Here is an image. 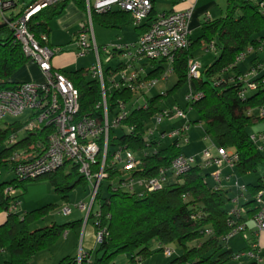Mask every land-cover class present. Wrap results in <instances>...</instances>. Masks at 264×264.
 I'll return each mask as SVG.
<instances>
[{"label": "trees", "instance_id": "1", "mask_svg": "<svg viewBox=\"0 0 264 264\" xmlns=\"http://www.w3.org/2000/svg\"><path fill=\"white\" fill-rule=\"evenodd\" d=\"M67 1L61 0L51 4L32 16L28 29L36 38H39L41 34L48 35L50 20L60 14ZM73 1L85 10L84 0ZM261 2L264 0L253 2L226 0L224 15L203 21L200 35L193 41L188 36L187 48L179 51L169 64V68L176 76L174 85L163 94L146 96L142 105L130 109L129 115L123 122L133 128L131 132L125 133L120 128L122 131L118 135H114V129L109 133L105 164L108 177L104 179L108 182L106 186L108 195L102 196L103 181L100 182L93 203V206L97 204L98 225L106 226L109 235L102 243L97 244L95 257L92 259L94 264H106L114 255L128 251H132L129 258L131 262L136 256H140L142 262L145 256L152 254V251L163 252V248H169L171 244L180 247L182 252L167 264H234L233 257L237 251L233 252L228 247L229 239L222 238L228 232L226 221L231 208L227 209L226 202L229 199L220 188L219 182H214L210 173L204 171V167L196 164L179 176L178 180L168 174V181L161 189L138 193L118 188L113 190V186L121 183L124 178L121 176L123 172L119 170V166L111 164V159L119 149L129 148L137 151L141 164L138 169L132 171L131 175L149 177L155 175L158 168L169 166L171 161L181 153L182 139H160L159 135L167 130H160L158 134L149 135L147 138L144 132L152 125L153 115L168 108L161 106L163 97L179 84L187 81L188 62L193 59L192 51L195 44H198L202 46V51L211 50L218 55L211 64L201 69L200 77L194 80L195 89L202 93V97L190 102V109H182H185L187 113L195 112V118L188 119L190 125L202 123L204 133L210 135L217 146L231 147L236 151L238 159L235 166L239 173L257 170L259 163L264 161V156L259 151L257 143L250 139L246 128L255 118L264 117L261 115V111L264 112V61L254 62V58L247 71L240 70L239 64L248 55H256L264 48H260V42L264 40V12L259 5ZM97 16L103 19L105 26H108L109 22H125L129 14L116 9L105 13H93L92 23ZM147 24L145 22L138 25L136 29L142 32ZM242 52L245 53L244 60L234 64L235 57ZM26 60L21 45L15 40L13 33L6 24H0V90L12 88L15 85L9 77ZM158 62H165V60ZM260 64H262L261 67H258ZM251 69L255 71L249 73ZM60 71L79 91L80 112L101 116L102 110L97 107L100 93L96 80L91 76L87 80L84 76L87 72L83 68ZM156 71L160 73L157 74ZM163 72V68L158 65L146 71V76L158 77ZM248 83L256 84V88L249 90ZM242 88L247 89L244 98L238 94ZM133 96L127 87L112 90L111 97L107 101L109 111L114 110L117 99L128 102L134 98ZM251 109H255L256 113L250 112ZM19 128L20 124L16 122L0 126V173L2 168L12 171L14 162H10L7 157L17 145L27 141L44 143L45 136L42 132L29 133L27 136L23 134L20 136V133H17V136L22 139L16 144L3 143L12 132H18ZM65 166L68 167L67 172L62 171ZM96 169L97 166H93L92 170L96 171ZM78 174L77 180L71 183L70 179ZM46 175L51 177L57 191L63 196L72 190L76 183L85 179L78 172L77 165L70 161H66L57 171ZM55 176L59 177L60 182L55 180ZM171 177L175 181L171 182L169 179ZM22 181L14 176V179L0 183V212L7 213L6 219L0 224V249L7 248L10 252V259L5 264L27 263L35 252L53 243L62 231L82 224V220H75L30 229L31 222L46 207L25 211L21 214L17 211L7 212L11 201L20 202L19 192L14 196H9L4 193V188L7 186L17 188L21 186ZM261 185V180L257 185H249V191L254 194ZM252 204L253 196L251 200L241 204L247 208L249 216L252 215ZM192 215L199 216L191 218ZM90 218H94L92 211L88 215V219ZM206 229H210L211 233L207 234ZM250 236L251 240L253 236L252 234ZM153 241L157 243L155 248H151ZM191 242L193 245L188 247L187 244ZM170 248L172 253L169 256L174 252V249ZM135 250L136 252H133ZM99 253H101L100 256H98ZM216 253L218 256L213 260L212 256ZM73 259L74 257H64L58 264H67ZM243 264H256V262L244 261Z\"/></svg>", "mask_w": 264, "mask_h": 264}, {"label": "built area", "instance_id": "2", "mask_svg": "<svg viewBox=\"0 0 264 264\" xmlns=\"http://www.w3.org/2000/svg\"><path fill=\"white\" fill-rule=\"evenodd\" d=\"M59 1L61 0H34L21 11L12 15L9 12L16 6L17 0H0V14L3 22L21 45L22 53L27 60L33 59V63L45 76L44 81L39 83L23 81L16 83L12 88L0 90V124H6L4 121L6 116L27 115L25 121L19 123L18 132H12L5 139L6 145H14L22 139L17 136V133L20 132L24 136L29 133L42 132L45 136L44 143L27 141L17 145L9 155L8 160L14 162L12 172L18 180L33 179L53 173L60 169L66 161L77 165L78 172L91 186L88 204L80 202L77 208L85 212V223L88 221L90 211L94 214V244L97 245L109 235L106 226L98 225L99 213L98 211L93 212L92 207L100 182L108 177L105 164L109 133L115 128H121L125 133L131 132L133 128L123 122L129 115L130 109L139 107L140 104L135 105L139 98L145 102V92L153 88L159 80H165L168 73L172 72L169 68L167 73L163 72L158 77L150 78L146 76L142 65L135 67L134 63L145 58L150 62L165 60L171 64L175 55L188 46L190 33L188 21L192 8L180 11L160 10L152 13L151 0H84L85 20L80 22L74 41L77 46V56L83 57L88 51L93 52V64L86 72L96 80L99 86L100 101L97 107H100L102 112L101 116L97 117L80 112L78 89L60 70L52 67L51 59L61 48L50 46L46 35L41 34L39 38H36L28 29V23L34 14ZM248 1L253 2L254 0ZM259 5L264 12V2ZM113 9L127 12L134 26L148 23L146 29L140 32L135 43L96 44L92 28V14L105 13ZM260 43V48L264 47V40ZM101 55L104 57L103 61ZM116 55L124 59L119 63L118 69L108 70V67L104 69L103 64L110 62ZM244 58L245 53L238 54L234 64L243 61ZM254 71L251 69L249 73ZM200 75V63L194 59L189 60L187 67L189 84ZM121 87L129 88L134 98L128 102L117 99L114 110L109 111L107 101L111 97V91ZM247 88L254 90L256 84L248 83ZM246 93L247 89L245 88L238 92L241 98H244ZM201 97L202 93L190 85L189 92L184 96L186 108L190 109L189 103ZM143 107H145L144 104ZM261 115H264V112L261 111ZM110 117H112L111 120ZM177 117L184 119V123L178 128L165 131L159 137L169 140L179 138L186 141L190 122L187 119L186 110L177 106L156 112L152 117V125L144 132L145 138L152 134H158L160 130L157 125L163 120H172ZM250 139L255 143L259 141L264 143V133L250 135ZM237 159L238 155L234 149L228 150L213 144L196 155L179 153L169 166L158 168L153 176L142 177L131 175L132 171L138 169L141 164L138 152L129 148L119 149L114 153L111 164L119 166V170L123 172L121 176L124 180L113 186V190L118 188L138 193L159 190L167 183L168 174L178 180L179 176L196 164H200L204 168L214 166L215 169L209 175L214 182L218 183L221 166L223 164L234 166ZM93 166H97L96 171L92 170ZM261 183L262 185L253 194L251 216H243L247 213V208L238 204L237 198L234 199V206L228 211L226 221L228 232L222 238L228 240L236 234H242L243 238L247 240L246 248L234 254V264H243L244 261L258 263L262 259L257 236L260 232H264V173L261 175ZM136 186L141 187V190L137 191ZM234 186L238 191L245 189L244 186L237 183ZM18 192V189L12 186L4 188V193L9 196H14ZM18 206L19 203L14 200L11 202L9 210L17 211ZM58 212L67 216L72 213V210L63 204ZM197 216L190 217L196 218ZM247 218L252 222L251 229L247 226ZM205 232L210 234L211 230L206 229ZM249 232L253 236L251 240ZM163 253L169 256L172 249L165 247ZM134 263L142 264L141 257L136 256ZM67 264L94 263L89 254L79 249L74 259Z\"/></svg>", "mask_w": 264, "mask_h": 264}, {"label": "rangeland", "instance_id": "3", "mask_svg": "<svg viewBox=\"0 0 264 264\" xmlns=\"http://www.w3.org/2000/svg\"><path fill=\"white\" fill-rule=\"evenodd\" d=\"M73 1V0H72ZM169 4L168 0H155V7L159 8L162 6H166ZM85 14V12H84ZM130 23H132L131 17H129ZM4 23L2 16L0 14V24ZM5 24V23H4ZM53 28V27H52ZM94 33L96 37L97 43L108 42V39L115 37V34H113L112 30H108V28L102 27L97 23H93ZM130 29V28H129ZM188 29L190 31V28L188 26ZM131 30V29H130ZM127 29H121L120 32L124 33L125 37H128L129 34L131 35V31ZM62 33L59 32L57 28H53L52 32V39L56 41H61L63 39ZM57 38V40L55 39ZM63 46H58L64 49V52L67 56L71 57V59L74 58L73 64H71L69 67L63 68V70H75L83 68L84 71L89 70V68L92 66L94 57L93 53L88 52L85 56L79 57L77 56V53L75 51L76 45H72L70 43V39L66 42H63ZM49 44V43H48ZM50 45V44H49ZM52 46V45H50ZM55 46V45H54ZM103 55H101V59L103 61ZM33 63V59L28 60V62H24L21 66L16 68L12 74L10 75L9 79L10 81L16 80L19 77H21L23 71L27 69L26 64L27 63ZM120 62V58H113L110 62L104 63V69L106 67H110L112 69H117L118 63ZM151 62L148 61L145 58H142L141 60L137 61V65L145 64L144 69L145 71H149L151 69ZM154 65H160L164 72L167 73L169 69V64L166 62H156ZM37 66V65H36ZM38 68V66H37ZM39 69V68H38ZM41 72V71H40ZM42 74V80L36 81V82H42L45 79V76ZM85 78L88 80L90 78L89 73H84ZM176 82V76L173 72L168 73V78L166 80H159L156 85H154L153 88L145 92V97H151L157 94H163L166 91H168ZM194 80H192L189 84L188 81L179 84L174 90L167 93L165 97L161 100V106H166L168 108H172L174 106H179L180 108H186V103L184 100V96L189 92L190 85L194 86ZM142 103V99H138L137 102H135V105ZM27 118L26 114H22L16 117L13 116H6L4 118V121L6 123H22ZM195 118V112L189 111L187 113V119H194ZM112 117H110V120ZM184 123V119L182 118H174L172 120H163L162 123L157 125L158 130H169L171 128H178ZM0 125L5 126L4 123H1ZM120 128H115L113 130L114 135H118L121 133ZM187 142L182 140V143L180 144L181 153L186 155H196L201 150H204V148H207L209 143L205 140H203V134L201 131L200 124L195 123L191 124L190 130L187 131ZM20 136L22 133L20 132ZM209 137H211L209 135ZM6 140L3 141V143ZM165 142H168V140H165ZM9 157V156H8ZM7 157V158H8ZM205 170V169H204ZM63 172L68 171V167L65 166L62 169ZM78 175H75L72 177L71 183H73L77 178ZM14 179V174L12 171H7L5 168L1 169L0 174V183L3 181H10ZM55 180L57 182H60L59 177L55 176ZM103 184V193L102 196L106 197L108 195V191L106 189L107 186V180H102ZM19 191V209L23 213L25 211H31L33 209H39L43 207H46V209L39 214V216L31 222L29 225L30 229L40 228L44 227L49 224H63L70 221L75 220H82V224L74 229L69 228L65 231H62V233L56 238V240L51 243L49 246L44 248L43 250L38 251L40 255H38L37 258H30L28 262L30 264H36L37 262H41L40 264H58L60 259L64 257L65 251L71 250L73 251L69 257H75L79 251V249H82L83 252L84 246L82 247V239H83V233L84 230L92 227L94 229V218L88 219V221L85 223V212L80 211L77 208V205L80 202L87 203L89 202V194L91 192V186L89 185V182L84 180H81L80 182L76 183L75 187L72 190H69L65 196L62 195L61 192L57 191L56 185L51 181V177L49 175H41L39 177H36L34 179H27L23 180L21 183V186L17 187ZM13 202V201H11ZM228 203V201L226 202ZM62 204H66L69 206L72 210V213L70 215H62L59 213V208L62 206ZM97 210V204L95 203L93 206V212ZM10 210H7L9 213ZM4 214V211H1ZM0 213V214H2ZM85 227V229H84ZM94 233V232H93ZM86 236V234H85ZM93 236V242H94V234ZM242 234H238L237 236L233 237L229 241L230 248L232 251H236L242 242ZM86 240V237L85 239ZM193 245V242L188 243L187 246L190 247ZM157 246L156 242H152L151 248H155ZM174 249V252L171 256H166L163 254L162 251H152V254L147 255L143 258L142 264H167L170 260L174 259L175 257L179 256L182 252V249L174 244H171V246ZM45 250V251H44ZM223 251V250H221ZM133 252H136L133 251ZM64 253V254H63ZM132 254V251L128 252H120L116 255H114L106 264H135L134 261L131 262L130 255ZM101 253L98 254L100 256ZM218 256V253L212 256V259L215 260ZM95 257V256H93Z\"/></svg>", "mask_w": 264, "mask_h": 264}, {"label": "crops", "instance_id": "4", "mask_svg": "<svg viewBox=\"0 0 264 264\" xmlns=\"http://www.w3.org/2000/svg\"><path fill=\"white\" fill-rule=\"evenodd\" d=\"M34 0H17L16 6L13 8V10L11 12H9L10 14H16L19 11H21L25 6L31 4ZM152 5L154 8V11H160V10H166V11H180V10H184L187 8H192L191 10V16L189 18L188 21V26L190 28V39L191 41H193L194 39H196L199 35H200V27L203 21L205 20H212V19H216L219 17H222L224 15L225 12V7H226V0H168L169 4L166 6H162L159 8L155 7V0H152ZM85 10L83 8H80L74 1L72 0H68L65 5L64 8L62 9V11L60 12V14L56 15L55 17H53L50 22H49V32L47 35V40L48 43L52 46H63L64 43L68 40V38L70 39V43L72 45H76L75 44V36H76V32L78 30L79 24L80 22L85 20V14H84ZM130 16H128L127 20L123 23H108V26H105L103 24V19L100 17H96L93 21V23H97L102 27L108 28V30H112L113 34H115V37H112L110 39H108V42H101V43H97L96 41V37H95V33H94V28H93V23H92V28H93V35H94V40L96 42L97 45H104V44H109V43H113V42H122V43H135L139 34H140V30L136 29L137 26H134L132 23H130ZM57 28L59 30L60 33L64 34L63 35V39L61 41H57V43H55L56 41H54L52 39V32H53V28ZM132 30H130V29ZM123 30V29H127L131 31V35L129 34L128 37H125L124 33L120 32L119 30ZM57 40V38H55ZM202 46H198V44H195L194 49H193V59L197 60L200 63L201 69H203L206 65H209L212 63V61L214 60V58L218 55V53H215L213 51H202ZM75 51H77V46L75 47ZM90 53H93L92 51H88ZM87 52V53H88ZM94 57V56H93ZM120 58V62L124 61V59H122L119 55H116L114 58ZM255 58V59H254ZM254 59V60H253ZM261 62L264 61V48H262L261 50H259L257 52L256 55H248L246 57V59L241 62L239 64V68L242 71H247L250 64L253 62ZM26 62H28V60H26ZM74 62V58L71 59V57L67 56L64 52V49L62 48V50H60L57 54H55L52 59H51V65L54 69H58V70H63V68L65 67H69L71 64H73ZM157 62V61H156ZM156 62H152L151 64V68H156L158 65H154V63ZM166 62V61H165ZM118 63V64H119ZM167 63V62H166ZM135 67L139 66L137 65V62L134 63ZM143 67L145 66V64H141ZM27 69L22 73L21 77H19L16 80H12L11 82H14V84L19 83V82H23V81H40L42 80V74L40 72V70L37 68L35 63H27L26 64ZM110 68V67H108ZM157 74L160 73V71H156ZM155 73V74H156ZM174 73V72H173ZM10 80V79H9ZM194 83V82H193ZM193 88L195 89V85L193 86ZM196 90V89H195ZM250 112L252 113H256L255 109H251ZM200 124L201 127V131L203 134V140L207 141L209 143L208 147H210L211 145L215 144L212 137H209V135L204 133V126L202 123H198ZM191 127V125H190ZM190 127L188 130H190ZM247 132L249 135H254V134H259V133H264V117H257L255 118L252 123L246 128ZM165 130V129H162ZM187 136V134H186ZM186 142H187V137H186ZM257 144H259L261 147L259 149V151L261 152L262 156H264V143L262 142H257ZM228 150H232L233 148L228 147ZM199 153V152H198ZM206 172L210 173L212 172L215 168L214 166H209L207 168H204ZM262 173H264V161H262L261 163H259L257 170L255 172H249V173H239L238 170L236 169V166H229L226 164H223L220 168V178H219V185L220 188L222 189V191L225 193L226 197L229 199L228 203L226 204L227 209H230L234 206V199L237 198V203L238 204H244L247 201L252 199L253 194L249 191L248 186L249 185H257L260 180H261V175ZM1 174V173H0ZM171 180V182L175 181L171 178H169ZM237 183L240 186H244L245 189L244 190H240L238 191L236 189V187L234 186V184ZM136 190L139 191L141 190V187L136 186ZM63 205V204H62ZM18 214H21L22 212L20 211L19 207L17 210ZM2 213V212H0ZM6 215L7 213L4 212V214H0V224H2L4 222V220L6 219ZM243 216H249L246 214H244ZM246 223L248 228H252V222L247 218L246 219ZM75 230V228H73ZM85 229V227H84ZM94 229L92 227L88 228L87 230H84L83 233V239H82V247L84 248L85 252H88V254L90 255L91 259H94L93 256H95V249L96 246L93 242V233ZM86 234V236H85ZM238 234L232 236L231 238L237 236ZM249 236H250V232H249ZM86 237V240H84ZM228 240V247L230 248L229 245V241ZM242 242L243 244H241V246L236 250L238 251H242L243 249L246 248L247 242L246 240L242 237ZM257 240H258V244L260 246V254H261V260L256 263V264H264V232H260L257 236ZM231 249V248H230ZM43 250V249H41ZM232 250V249H231ZM40 251V250H39ZM45 251V250H44ZM233 251V252H236ZM73 251L68 250L65 251V255H63L64 257H69ZM63 253V254H64ZM39 252H35L31 258H37L38 257ZM62 257V258H64ZM61 258V259H62ZM10 259V252L7 248L4 249H0V264H5L6 261H8ZM60 259V260H61ZM41 262H37L36 264H40ZM25 264H30L28 261Z\"/></svg>", "mask_w": 264, "mask_h": 264}]
</instances>
